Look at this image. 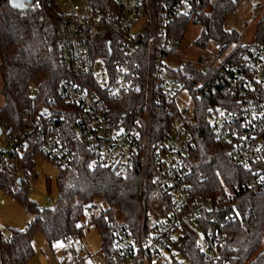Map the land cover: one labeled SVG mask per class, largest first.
Wrapping results in <instances>:
<instances>
[{"label": "built area", "instance_id": "2783aa9c", "mask_svg": "<svg viewBox=\"0 0 264 264\" xmlns=\"http://www.w3.org/2000/svg\"><path fill=\"white\" fill-rule=\"evenodd\" d=\"M204 2L171 0L153 17L146 15L144 0H33L31 5L55 16L60 65L73 78L60 86L67 105L61 112L26 111L28 123L19 133L0 120V172L9 170L14 178L9 193L15 197L33 188L34 172L22 164L25 153L36 149L60 170L80 152L92 170H111L123 178L140 164L171 198V210L147 234L136 236L124 222H108L114 250L106 264H169L178 258L186 230L195 235L207 262L228 264L235 248L229 247L223 227L238 223L245 228L240 200L245 192L264 190V45L234 43L227 58L198 63L179 57L170 26L181 18L197 20ZM262 7L256 3L254 14ZM100 46L105 55L98 54ZM189 67L212 75L221 86L229 108L211 106L206 121L216 139L232 147L235 161L252 168L246 183L214 197L196 196L190 182L196 119L194 95L185 87V78L194 76ZM143 90L142 110L116 116L117 101ZM154 99L176 114L170 131L151 141L144 116ZM100 211L95 202L86 204L76 227L94 226ZM4 230L0 224V253L2 242L12 239ZM81 244L78 237L64 243L68 264H86L79 260Z\"/></svg>", "mask_w": 264, "mask_h": 264}, {"label": "trees", "instance_id": "16d2710c", "mask_svg": "<svg viewBox=\"0 0 264 264\" xmlns=\"http://www.w3.org/2000/svg\"><path fill=\"white\" fill-rule=\"evenodd\" d=\"M171 0H144L146 12L159 16L163 5ZM239 0H205L197 20L181 18L171 26V32L181 44L191 21L202 25L198 43L205 46L209 40L226 50L240 42L235 31H227L225 21L238 6ZM256 44H263L261 26ZM103 47V46H102ZM100 46L98 54L105 55ZM0 71L3 78L2 95L4 107L0 120L21 132L27 125L25 112L31 114L46 109L61 112L67 105L60 94V86L73 75L61 68L56 43V18L48 10L31 6L26 13L10 7L9 0H0ZM194 74L185 78V87L194 95L196 126L192 130L194 147L190 162L194 166L190 182L193 193L198 197H214L236 184L246 183L252 176V168L238 164L232 147L219 142L206 121L208 109L220 104L229 108V100L212 75H204L189 67ZM140 94L123 96L115 105L116 116L132 114L142 110ZM146 132L151 141L163 138L173 126L176 111L165 103L152 101ZM37 150L25 153V168L33 169ZM12 173L0 172V188L9 192L13 183ZM59 202L54 208L39 209L28 200V191L15 196L29 210L37 214L26 231L13 230L11 241L1 244V264H28L35 256L34 238L43 233L48 245L55 248L60 242L67 243L75 237H83L85 230L78 229L76 222L82 217L88 203L101 202L105 208L94 217V226L102 237V251L108 259L113 253V238L109 221L119 211L126 226L136 235L153 230L160 218L171 210V198L163 193L151 180V172L139 164L126 178L114 171L89 168V158L80 152L70 167L60 170L58 177ZM245 228L238 223H229L223 230L229 237V247H234L233 259L228 264H264V190L245 192L240 200ZM156 221H155V220ZM154 220V221H153ZM222 223V222H221ZM213 227L206 224L205 228ZM178 258L169 264H210L197 246V239L190 231L178 246ZM223 264V263H217Z\"/></svg>", "mask_w": 264, "mask_h": 264}, {"label": "rangeland", "instance_id": "374dc122", "mask_svg": "<svg viewBox=\"0 0 264 264\" xmlns=\"http://www.w3.org/2000/svg\"><path fill=\"white\" fill-rule=\"evenodd\" d=\"M256 3H261L263 7L255 15L253 6ZM146 15L156 16L152 11L146 12ZM260 26L264 41V0H239L238 6L228 16L224 24L227 31H235L239 34L241 43L249 45L257 43ZM202 30V25L194 21L189 23L177 52L179 57L198 63L203 58L208 59L217 56L222 59L227 58L235 49L236 45L233 44L220 54L218 44L214 40H209L205 46L197 44L201 38ZM2 89L3 78L0 71V111L5 104ZM182 97L185 101L188 100L186 91L183 92ZM150 113L149 110L144 116L147 123ZM147 123H145L146 127ZM33 165L31 170L34 172L35 179L32 182L33 188L28 191V200L39 209L56 207L60 197L57 184L60 169L52 161L39 154L34 158ZM22 166H27V163H23ZM95 203L102 209L105 208L101 202L95 201ZM36 214V211L29 210L20 200L15 199L8 191L0 188V224L5 228V235L11 234L13 230H25L32 223ZM115 219L125 222L117 210L115 211ZM143 232L138 236L144 235ZM78 238L82 241L79 246L82 251L79 260L84 259L86 264H106V258L102 251V237L97 227H90L85 230L83 237ZM34 247L36 254L28 264H68L62 242L58 243L55 248H51L43 233H37L34 238Z\"/></svg>", "mask_w": 264, "mask_h": 264}, {"label": "water", "instance_id": "95a60500", "mask_svg": "<svg viewBox=\"0 0 264 264\" xmlns=\"http://www.w3.org/2000/svg\"><path fill=\"white\" fill-rule=\"evenodd\" d=\"M10 7L20 13L28 12L33 0H9Z\"/></svg>", "mask_w": 264, "mask_h": 264}, {"label": "crops", "instance_id": "0c3cea01", "mask_svg": "<svg viewBox=\"0 0 264 264\" xmlns=\"http://www.w3.org/2000/svg\"><path fill=\"white\" fill-rule=\"evenodd\" d=\"M33 221V220H32ZM27 230V228L25 229V230H22V231H26Z\"/></svg>", "mask_w": 264, "mask_h": 264}]
</instances>
